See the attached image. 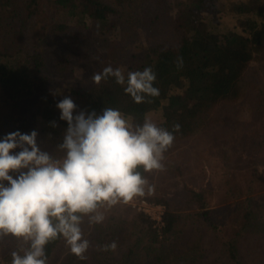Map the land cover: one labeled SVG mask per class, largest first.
<instances>
[{
	"label": "rangeland",
	"instance_id": "rangeland-1",
	"mask_svg": "<svg viewBox=\"0 0 264 264\" xmlns=\"http://www.w3.org/2000/svg\"><path fill=\"white\" fill-rule=\"evenodd\" d=\"M184 1L135 0L132 15L111 14L105 21L64 18L46 6L41 13L30 15L31 10L21 0L12 7L0 8V53L19 57L20 65L26 53H39L43 62L32 75L31 92L27 94L26 89L21 94L17 108L10 113L0 107V138L17 130L29 134L35 130L40 150L54 160L62 159L66 153L59 145L67 125L45 127L41 108L60 112L57 102L65 97L72 99L75 91L87 88L94 82L93 73L103 67L128 69L142 60L147 48L176 46L181 41L177 24L185 17L179 10ZM230 1L211 0L198 13L212 25V31L245 35L239 16L220 11V5ZM41 2L47 5V0ZM50 17L64 23L66 29L50 33L43 26ZM239 85L235 98L222 100L211 109L209 125L176 140L174 151L164 154L163 171L146 172L145 178L154 186L152 194L146 193L127 205L100 206L98 211L105 219L99 224L90 223L95 213L83 215L82 238L90 244L86 261L71 253L62 236L48 264H183L185 260L189 264H235L221 243L240 228L237 261L264 264V55L249 62ZM164 96L160 93L161 99ZM48 98L52 102L45 104ZM150 120L154 122L155 118ZM189 190L205 192L207 209L215 217L211 223H217L218 230L210 227V221L194 222L188 217L182 227L186 237L159 236L151 241L146 236L148 231L142 230L139 203L160 204L156 202L160 199L182 213H192L193 209L182 210ZM240 202L247 207V221L243 217L245 208L236 209L241 208ZM113 241L117 243L115 251L99 250ZM26 247L23 237L0 234V264L4 256L24 253Z\"/></svg>",
	"mask_w": 264,
	"mask_h": 264
},
{
	"label": "trees",
	"instance_id": "trees-1",
	"mask_svg": "<svg viewBox=\"0 0 264 264\" xmlns=\"http://www.w3.org/2000/svg\"><path fill=\"white\" fill-rule=\"evenodd\" d=\"M209 1L211 0H185L181 4L179 10L185 17L177 24V30L181 33L180 43L171 48H147L139 63L128 69L120 68L127 78L129 71H142L145 67H152L157 74L154 86L159 88V93H165L163 99L159 94L137 104L124 92L123 86L116 84L114 78L110 77L98 85L92 82L87 88L73 93L72 100L77 105L76 113L84 111L88 114L95 111L99 115L103 109L112 107L124 113L133 127L142 125L145 117L155 118L154 123L170 131H173L174 125L179 124L180 129L174 132V142L165 155L174 151L177 139L188 137L203 126L209 125L212 121L211 109L218 102L237 96L240 78L247 65L254 57L264 55V1L232 0L227 5H220V11H229L241 18L245 25V35L233 31L224 33L212 31L209 28L212 25L198 13L202 5ZM21 2L31 10L30 15L41 13L43 6H46L64 18L84 17L93 21H105L111 14L120 17L125 13L132 15L131 9L135 4V0H47V5H42L41 0ZM17 3V0H0V8L12 7ZM43 26H46L50 33L56 34L66 29L64 23L53 17H50ZM19 60V57L11 55L5 57L0 53V107L10 113L12 109L17 108L21 94L25 93L26 89L27 94L31 92L30 87L34 80L32 75L43 67L39 53H26L21 65ZM50 102L52 100L48 98L45 104ZM40 111L45 127L53 123L67 125L65 121L59 119L60 112H55L47 106ZM137 171H140L143 177L146 176L142 167ZM188 193L189 198L182 206V210L193 209L192 213H182L169 202L156 200L160 204L161 202L165 204L164 225L159 231L160 234L152 227L154 222L144 213L139 215L142 230L148 231L146 236L151 241H157L159 236L163 239L168 236L177 239L178 235L186 237L182 227L188 217L193 218L194 222L213 221L215 217H211L207 209L205 192L189 190ZM240 204L241 208L236 209L240 211L245 208L243 217L247 221L249 215L247 207L243 202ZM210 227L218 230L217 223H211ZM240 230L241 228L232 233L230 239L221 243L227 248L235 264H241L237 261L235 249ZM61 237L49 241L44 246L46 264ZM26 248V252L31 250L30 240H27ZM219 250L221 251L222 247ZM26 252H12L4 256L1 264H12L13 253L23 257ZM181 263L189 264L186 260Z\"/></svg>",
	"mask_w": 264,
	"mask_h": 264
},
{
	"label": "clouds",
	"instance_id": "clouds-1",
	"mask_svg": "<svg viewBox=\"0 0 264 264\" xmlns=\"http://www.w3.org/2000/svg\"><path fill=\"white\" fill-rule=\"evenodd\" d=\"M110 77L137 104L160 94L152 67L129 71L126 78L119 67L108 65L91 79L98 85ZM56 107L59 119L67 123L59 145L66 153L62 159L54 160L40 150L35 130L30 134L17 130L0 138V234L31 241V250L23 257L13 253L12 264H46L44 246L59 236L72 254L86 261L90 244L82 238L83 215L95 213L90 223L99 224L105 219L100 206L127 205L152 194L154 186L137 169L163 171L164 154L180 129L176 124L170 131L147 117L133 127L124 113L112 107L99 115L76 113L70 97ZM116 248L113 241L99 250Z\"/></svg>",
	"mask_w": 264,
	"mask_h": 264
},
{
	"label": "built area",
	"instance_id": "built-area-1",
	"mask_svg": "<svg viewBox=\"0 0 264 264\" xmlns=\"http://www.w3.org/2000/svg\"><path fill=\"white\" fill-rule=\"evenodd\" d=\"M139 211H142L146 217L154 222L153 228L157 229L160 234V229L164 225L163 214L165 212V207L163 204L149 203L142 200L138 206Z\"/></svg>",
	"mask_w": 264,
	"mask_h": 264
}]
</instances>
